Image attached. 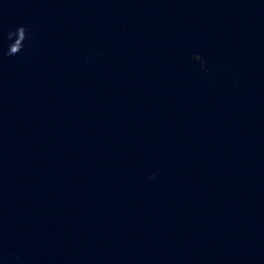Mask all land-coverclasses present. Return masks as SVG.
<instances>
[{"label":"water","instance_id":"water-1","mask_svg":"<svg viewBox=\"0 0 264 264\" xmlns=\"http://www.w3.org/2000/svg\"><path fill=\"white\" fill-rule=\"evenodd\" d=\"M0 264H264V0H0Z\"/></svg>","mask_w":264,"mask_h":264},{"label":"clouds","instance_id":"clouds-1","mask_svg":"<svg viewBox=\"0 0 264 264\" xmlns=\"http://www.w3.org/2000/svg\"><path fill=\"white\" fill-rule=\"evenodd\" d=\"M29 29L25 26H19L15 31H8L5 39H7L10 43L7 46V51L3 52L4 56H16L20 54L24 50L25 41L29 38L28 33ZM199 58V56H193L192 59ZM201 67L203 70V61H201Z\"/></svg>","mask_w":264,"mask_h":264}]
</instances>
